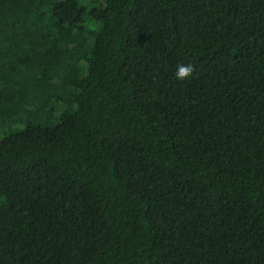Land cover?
Listing matches in <instances>:
<instances>
[{"label": "trees", "instance_id": "obj_1", "mask_svg": "<svg viewBox=\"0 0 264 264\" xmlns=\"http://www.w3.org/2000/svg\"><path fill=\"white\" fill-rule=\"evenodd\" d=\"M0 264H264V0H0Z\"/></svg>", "mask_w": 264, "mask_h": 264}, {"label": "clouds", "instance_id": "obj_2", "mask_svg": "<svg viewBox=\"0 0 264 264\" xmlns=\"http://www.w3.org/2000/svg\"><path fill=\"white\" fill-rule=\"evenodd\" d=\"M192 72H193V68L191 65L179 64L177 65L175 75L177 79L183 80L186 77L190 76Z\"/></svg>", "mask_w": 264, "mask_h": 264}]
</instances>
